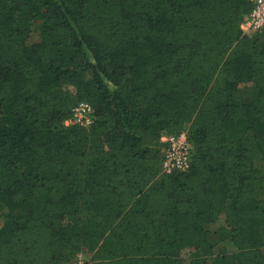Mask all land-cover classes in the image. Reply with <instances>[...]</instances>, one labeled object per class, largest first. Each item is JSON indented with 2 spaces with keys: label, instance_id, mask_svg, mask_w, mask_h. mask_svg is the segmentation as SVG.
<instances>
[{
  "label": "trees",
  "instance_id": "obj_1",
  "mask_svg": "<svg viewBox=\"0 0 264 264\" xmlns=\"http://www.w3.org/2000/svg\"><path fill=\"white\" fill-rule=\"evenodd\" d=\"M250 7L0 0V264H264V33L242 34ZM79 101L88 128L65 125ZM182 129L190 167L163 174L160 137ZM211 225L232 256L206 244Z\"/></svg>",
  "mask_w": 264,
  "mask_h": 264
},
{
  "label": "built area",
  "instance_id": "obj_2",
  "mask_svg": "<svg viewBox=\"0 0 264 264\" xmlns=\"http://www.w3.org/2000/svg\"><path fill=\"white\" fill-rule=\"evenodd\" d=\"M250 10L243 16L240 30L245 36L264 33V0H248ZM93 122V108L86 101H79L71 109L70 117L65 121L66 126L88 128ZM162 144V160L160 170L163 174L185 172L190 167L192 145L187 132L182 129L176 133H163L160 137ZM69 264H92L82 253Z\"/></svg>",
  "mask_w": 264,
  "mask_h": 264
},
{
  "label": "rangeland",
  "instance_id": "obj_3",
  "mask_svg": "<svg viewBox=\"0 0 264 264\" xmlns=\"http://www.w3.org/2000/svg\"><path fill=\"white\" fill-rule=\"evenodd\" d=\"M32 27L34 28V25L32 24ZM69 91L74 92V89L72 86L69 87ZM220 221L221 222H225V215L223 213H221L219 215ZM215 230V225H211L210 226V231L211 234L207 236L206 238V244H209L210 246H212V252L213 254H217L219 252H224V254H226L227 256H232L235 253V248L233 247V245L231 243H220L219 239L217 238L216 235H214L212 232ZM203 243H200L197 247L196 250L192 249V248H185L182 249L180 251V255L182 256V258L189 260L191 257H193L194 255H196V253L199 251L201 245ZM83 256L87 259H89V255H87L86 253L82 252ZM243 264V263H242Z\"/></svg>",
  "mask_w": 264,
  "mask_h": 264
}]
</instances>
